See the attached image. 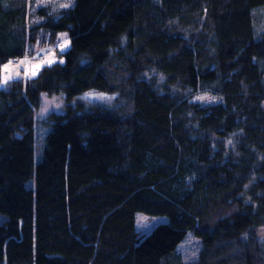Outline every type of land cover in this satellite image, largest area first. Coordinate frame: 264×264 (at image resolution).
Listing matches in <instances>:
<instances>
[{"label": "trees", "instance_id": "16d2710c", "mask_svg": "<svg viewBox=\"0 0 264 264\" xmlns=\"http://www.w3.org/2000/svg\"><path fill=\"white\" fill-rule=\"evenodd\" d=\"M64 30V62L0 87V264H264V0H0V64ZM43 93L66 106L36 161Z\"/></svg>", "mask_w": 264, "mask_h": 264}, {"label": "rangeland", "instance_id": "374dc122", "mask_svg": "<svg viewBox=\"0 0 264 264\" xmlns=\"http://www.w3.org/2000/svg\"><path fill=\"white\" fill-rule=\"evenodd\" d=\"M39 4H45L46 1H49L53 4V8L56 10H61L65 8L73 7L76 0H36ZM63 5H69L68 7H63ZM31 7V6H30ZM58 42L53 45L42 47L40 45H33L35 52L30 54L29 52L25 53L22 56H18L17 63H14L11 60H8L0 64V87L8 88L9 82L15 79H30L38 76L42 69L45 66H48V61H55L54 63L65 61L63 53L66 52L72 46L71 36L68 31H60L58 33ZM61 34H66L62 37ZM67 40V47L64 48V51L61 52V46L64 44V41ZM24 61L23 64L20 62ZM11 62V63H9ZM51 63L50 65L54 64ZM8 65L7 70L4 69V66ZM27 70L28 75H25ZM17 71L19 75L17 76ZM35 72L36 75L32 76L31 73ZM7 76H11V79L7 80V83H3L4 79ZM115 95V94H114ZM199 97H204V99H199L202 102L210 103L219 99L209 93L200 94ZM113 99L112 93L109 94L104 91H87L80 95H77L74 99V103H82L85 109H89L93 104L96 103H107L111 102ZM65 98L63 94H54L48 95L43 93L41 96V105L36 112V123H35V139H36V161H39L42 157V149L45 143V137L48 132L51 130V125H47L45 120L48 118L50 113H62L65 110ZM3 216H0L2 220ZM168 217L165 215H150L143 212L136 213V229L141 233H149L153 228H155L159 223L167 222ZM259 236L261 241L264 244V225L259 228ZM201 249V241L193 235L192 232H189L187 237L178 245V251L183 256L186 261H195L198 258L199 252Z\"/></svg>", "mask_w": 264, "mask_h": 264}, {"label": "snow or ice", "instance_id": "6c2138e0", "mask_svg": "<svg viewBox=\"0 0 264 264\" xmlns=\"http://www.w3.org/2000/svg\"><path fill=\"white\" fill-rule=\"evenodd\" d=\"M68 6H69V5H63V7H68ZM61 36L64 37V36H66V34H61ZM67 43H68L67 40H65V41H64V44L61 46V52H63V51H64V48L67 47ZM54 62H55L54 60H53V61H48V64L50 65L51 63H54ZM62 62H63V61H61V63H62ZM9 63H11V62H9ZM20 63L23 64L24 61H21ZM7 68H8V65H5V66H4V69L7 70ZM16 74H17V76H18V75H19V72L17 71ZM25 75H26V76L28 75L27 70L25 71ZM31 75L34 76V75H36V73H35V72H32ZM11 78H12L11 76H7V77L4 79L3 83H7V80H8V79H11ZM29 78H31V77L29 76ZM198 99H204V97H199ZM229 143H231V142H229Z\"/></svg>", "mask_w": 264, "mask_h": 264}, {"label": "bare ground", "instance_id": "6f19581e", "mask_svg": "<svg viewBox=\"0 0 264 264\" xmlns=\"http://www.w3.org/2000/svg\"><path fill=\"white\" fill-rule=\"evenodd\" d=\"M14 63H17V61H18V58L16 57V58H13V60H12ZM41 105V104H40ZM40 107V106H39ZM39 109V108H38ZM37 109V110H38ZM37 110H36V112H37ZM35 120H36V113H35ZM35 123H36V121H35Z\"/></svg>", "mask_w": 264, "mask_h": 264}]
</instances>
